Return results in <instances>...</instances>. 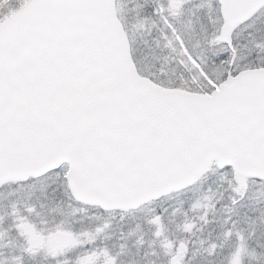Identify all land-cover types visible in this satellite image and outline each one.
<instances>
[{
    "label": "snow or ice",
    "instance_id": "snow-or-ice-1",
    "mask_svg": "<svg viewBox=\"0 0 264 264\" xmlns=\"http://www.w3.org/2000/svg\"><path fill=\"white\" fill-rule=\"evenodd\" d=\"M0 264H264V0H0Z\"/></svg>",
    "mask_w": 264,
    "mask_h": 264
}]
</instances>
